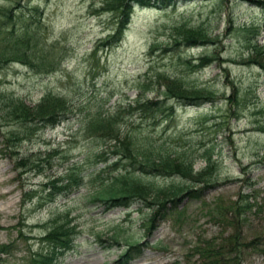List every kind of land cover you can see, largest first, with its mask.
<instances>
[{
  "label": "rangeland",
  "instance_id": "obj_1",
  "mask_svg": "<svg viewBox=\"0 0 264 264\" xmlns=\"http://www.w3.org/2000/svg\"><path fill=\"white\" fill-rule=\"evenodd\" d=\"M104 1L0 0V247L9 246L7 255L0 254V264H27L41 246L40 233L65 214L79 225L80 234L59 264H121L116 261L126 239L136 238L141 253L128 264H210L197 245H221L232 233L231 226L211 216V209L240 195H248L254 206L238 224L244 244L240 264H264V133L257 130L264 120V70L244 63L253 34L243 28L255 25L256 40L264 46V8L255 0L138 6L121 41L96 51L97 42L117 27V13L99 11ZM179 25L203 30L212 42L173 45V28ZM205 55L213 61L200 70L186 63ZM162 72L189 89L212 90L216 97L200 106L166 99L164 80L158 77ZM46 93L66 101L56 125L30 134L6 115L5 99L13 96L32 106ZM137 98L140 104L160 102L165 108L145 111ZM98 113L113 118L119 137L129 138L139 153H174L193 160L195 172L205 170L199 178L142 177L179 185L184 192L201 189L199 197L181 194L179 210L154 229L146 203L108 207L95 199L101 182L115 174L96 157L105 141L85 129ZM12 130L27 135L12 143L7 141ZM21 158L38 166L21 168ZM73 164L81 169L82 187L38 209L37 201L23 209L25 192L40 189Z\"/></svg>",
  "mask_w": 264,
  "mask_h": 264
},
{
  "label": "trees",
  "instance_id": "obj_2",
  "mask_svg": "<svg viewBox=\"0 0 264 264\" xmlns=\"http://www.w3.org/2000/svg\"><path fill=\"white\" fill-rule=\"evenodd\" d=\"M177 1L179 0H105V5L102 9L107 11H118V13H120V17L118 20L116 33L109 37V39H107L105 42H103L102 45L108 46L119 39L121 31L128 22L131 5L133 3L146 6L159 5L166 7ZM261 4H264V2H261ZM175 35V43H177V40L179 39L182 42L184 41V43H186L187 45L204 44L210 41L206 33L201 29L177 27ZM212 60L213 59L209 56H203L199 59L198 64L192 65V68H201L210 63ZM159 76H161L160 78L165 80L164 95L167 98H182L192 101H212L215 97V93L211 90L196 88L189 89L183 85L182 81L178 79H170L162 74ZM5 101L7 109L6 115L17 121L24 128V130L28 129L30 134L34 133V130H36L38 126L54 124L58 120L61 112L65 109L64 102L60 98L52 95H46L41 100V102L33 106H29L22 99L14 97L5 99ZM143 106L149 108V106L147 105ZM105 120V118H100L93 121L91 123L90 129L97 131L100 130L101 132L112 131L113 133L115 128L111 127L112 125H109L110 123H112V121L108 122ZM21 133L23 132L13 130L10 131V136L7 138V141H11L12 143H14V141H19L21 139L20 137L22 136ZM117 135L118 133H116L115 131L113 133V136H111V139L116 140L118 138ZM120 144L124 145V143L121 142ZM128 144L129 143L126 142V145H122L120 149L115 148V153L119 154L120 157L136 161V157L133 155V151L131 147L128 146ZM113 146L116 147L117 145L114 144ZM149 157L150 156H146L144 160L143 164L145 165V167L151 168L153 170L155 169L154 171L158 170V172H162L167 175L179 174L183 177H192V169L190 164L191 162H187L186 158H183L181 155L171 156L169 154H157L153 158ZM30 162V158H21L17 164L21 168L27 167V164H29L30 166L32 165L30 169L33 168V166H37L34 165V161H32L31 163ZM72 169L73 168L68 170L63 176H59L46 182L43 185L42 191L47 190V192L43 197L41 196V199L50 201L54 198V196L58 194L68 193L72 187L80 184L81 178ZM198 175H201V173H199ZM175 191L176 190L173 186H160L155 185L152 182L143 183L140 182L137 178L128 177L125 175V173H121L113 177L111 184L99 193V197H109L110 201L117 203L121 201L122 198L127 199L128 197L134 195L141 198L142 200H147V198H149L150 195L153 194V201H150V203L154 205L162 203V201L167 198L166 196L168 194L173 193L174 196H172L171 198L173 200V197H175L179 192ZM198 192L199 191L195 190L189 192V194H195ZM35 193L36 190H32L28 192L27 195L29 198H31L35 195ZM160 208L161 209H158L156 214H159L160 210L164 211L167 208L166 204L162 205V207ZM249 208L250 204L248 202V198H240L239 201L233 203L232 219H238L239 216L244 215ZM216 214L221 217V205L216 209ZM73 233L74 229L67 227V224L54 223L52 229H50L45 234V236L41 238V240L46 243V248L44 250L33 253L32 257L29 259V264H57L59 255L62 254L61 249H66L69 247L71 235H73ZM230 239L231 241L228 246H231L232 251L238 252V237L236 236V234H233L231 235ZM5 248L6 246L2 247L3 253L5 252ZM199 251L201 256L205 258H212L213 264H223V262L221 261V245L216 248L215 246H211L210 243H206L205 246L199 248ZM126 256H128V253Z\"/></svg>",
  "mask_w": 264,
  "mask_h": 264
}]
</instances>
